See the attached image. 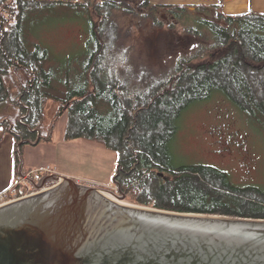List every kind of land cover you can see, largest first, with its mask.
I'll use <instances>...</instances> for the list:
<instances>
[{
  "label": "trees",
  "instance_id": "obj_1",
  "mask_svg": "<svg viewBox=\"0 0 264 264\" xmlns=\"http://www.w3.org/2000/svg\"><path fill=\"white\" fill-rule=\"evenodd\" d=\"M131 1L0 0V131L12 136L14 180L29 171L23 148L51 142L66 112L64 140L85 138L115 151L111 184L132 203L264 218V201L244 195L255 187L233 184L212 165L176 164L172 153L182 111L214 92L231 97V87L247 104V114L264 123V12L226 14L219 4H197L190 11L186 4L150 0H136L133 8ZM113 8H122V23L109 20ZM70 19L87 33L83 47L72 55L52 52L42 34L54 21ZM176 21L191 50L160 58L152 52L131 56L132 28L140 37L152 38L163 29L171 37ZM128 68L132 73L121 78ZM51 103L57 108L48 117ZM21 188L22 183L13 185L5 195L19 197L26 191Z\"/></svg>",
  "mask_w": 264,
  "mask_h": 264
},
{
  "label": "water",
  "instance_id": "obj_2",
  "mask_svg": "<svg viewBox=\"0 0 264 264\" xmlns=\"http://www.w3.org/2000/svg\"><path fill=\"white\" fill-rule=\"evenodd\" d=\"M52 179L0 204V264H264V218L122 204Z\"/></svg>",
  "mask_w": 264,
  "mask_h": 264
},
{
  "label": "rangeland",
  "instance_id": "obj_3",
  "mask_svg": "<svg viewBox=\"0 0 264 264\" xmlns=\"http://www.w3.org/2000/svg\"><path fill=\"white\" fill-rule=\"evenodd\" d=\"M89 1L95 5L100 0ZM135 1L130 2L133 8L137 7ZM150 2L152 4H179V0H150ZM90 6L92 8V5ZM188 6L190 11L194 10L193 5ZM119 7L122 6L119 5ZM104 9L102 10L106 12ZM111 11L109 20L114 19L116 22L122 23L123 19L120 15L122 8H113ZM158 16L162 17L165 25L170 23L166 14L159 12ZM123 17L125 18V16ZM125 19L131 22V20ZM94 21L97 24L100 21L98 12L95 14ZM174 24L176 30L171 37L165 32V29L154 33L152 38L149 36L140 37L139 33L133 32L132 28L131 35L127 36L128 39H133L134 50L130 53L131 56L134 58L135 55L141 53L144 57H148L152 52L153 57L160 58L166 57L169 53L191 50L188 36L182 34V23L176 21ZM44 29L39 27L38 31L43 32ZM42 36L52 52L72 55L77 54L80 46L83 47L82 43L87 33L78 21L70 19L65 22L54 21ZM169 37L170 41L168 40ZM132 71L128 68L121 75V78L126 73H132ZM251 71L254 72L253 69ZM229 90H231V97L221 92H214L204 100L192 102L182 111L172 143L174 163L212 165L228 173L233 184L258 188L245 190L244 195H246L247 200L264 201V194H259V192H264V123L261 124L258 121L261 119L257 115H248L247 104L242 102L236 93L235 96L231 87ZM56 108V104H50L47 111L48 117L49 114L56 111ZM67 121L68 116L64 112L56 122L51 142L26 145L22 152L24 164L27 157L26 160L35 162L36 166L45 167L49 165L53 169L55 168L56 174L58 173L56 165L59 164L62 166L60 168L70 172L73 178L81 183L97 182L101 185L109 183L107 186L95 185L114 191L120 197L121 194L117 186L111 184L110 180L111 174L116 170L117 153L104 144L89 139L65 142L63 138ZM29 155H31V159L28 158ZM47 186L50 185L45 187ZM34 191L33 187H28L25 194ZM1 194L3 196L2 199L0 197V204L17 198H8L5 193ZM108 194L110 193L108 192ZM118 201L120 202L119 199ZM121 201L135 204L126 198Z\"/></svg>",
  "mask_w": 264,
  "mask_h": 264
},
{
  "label": "crops",
  "instance_id": "obj_4",
  "mask_svg": "<svg viewBox=\"0 0 264 264\" xmlns=\"http://www.w3.org/2000/svg\"><path fill=\"white\" fill-rule=\"evenodd\" d=\"M179 4H186L193 6L197 4H206V5L219 4L221 5L222 10L226 14H239L250 10L256 12H264V0H179ZM77 139H85V138H73L70 140H64L63 138V140L67 143L73 142ZM12 148H13L12 136L8 133H3L0 131V194L7 191L14 182ZM28 158L31 159L32 158L31 155H29ZM26 159H25L24 167L25 168L28 167L27 168L28 170L38 169L42 166V165L36 166L37 164L35 162L27 161ZM56 167L58 171L57 173L58 176L60 177L66 176L73 178L70 172H66L63 168H60L62 167L61 165L57 164ZM75 180L81 183L79 180L77 179ZM110 180H112V176ZM85 184L96 186L95 184H97V182H93V183L88 182ZM97 185H101V184L98 183ZM107 185H109V183L101 186H107Z\"/></svg>",
  "mask_w": 264,
  "mask_h": 264
},
{
  "label": "built area",
  "instance_id": "obj_5",
  "mask_svg": "<svg viewBox=\"0 0 264 264\" xmlns=\"http://www.w3.org/2000/svg\"><path fill=\"white\" fill-rule=\"evenodd\" d=\"M39 175H54V176H58L56 173H55V168L53 169L52 167H50L49 165L45 166V167H41V168H38V169H32V170H29L27 173L25 174H20V175H17L16 179L14 180V182L12 183V185L10 187H12L13 185H16L18 183H22V187L27 188L28 187H32V182L35 180V181H38L39 180ZM59 178V176H58ZM25 189V190H27ZM111 193L113 194H116L114 191H111ZM5 193V192H4ZM33 193V192H31ZM30 194V193H28ZM27 195V194H25ZM2 196L3 194H0V197L2 199Z\"/></svg>",
  "mask_w": 264,
  "mask_h": 264
},
{
  "label": "flooded vegetation",
  "instance_id": "obj_6",
  "mask_svg": "<svg viewBox=\"0 0 264 264\" xmlns=\"http://www.w3.org/2000/svg\"><path fill=\"white\" fill-rule=\"evenodd\" d=\"M165 18H166V17H165ZM51 176H52V175H44V177L42 178V180L45 179L46 181H45V183H44L43 186H46V185H47V181H50V180L53 181L54 183L56 182L55 180L52 179L53 176H52V177H51ZM41 182H42V181H41ZM41 182H40V183H33V182H32V184H33L32 187L34 188L35 191H38V190H39L40 185H41ZM47 187H48V186H47ZM35 191H34V192H35Z\"/></svg>",
  "mask_w": 264,
  "mask_h": 264
},
{
  "label": "bare ground",
  "instance_id": "obj_7",
  "mask_svg": "<svg viewBox=\"0 0 264 264\" xmlns=\"http://www.w3.org/2000/svg\"><path fill=\"white\" fill-rule=\"evenodd\" d=\"M102 192H105V193H108L107 191H102ZM121 202V201H120ZM122 204H125L124 202H121Z\"/></svg>",
  "mask_w": 264,
  "mask_h": 264
}]
</instances>
